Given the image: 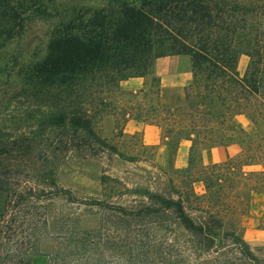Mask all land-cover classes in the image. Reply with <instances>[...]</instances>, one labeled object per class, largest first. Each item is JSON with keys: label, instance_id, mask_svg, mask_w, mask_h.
Wrapping results in <instances>:
<instances>
[{"label": "trees", "instance_id": "1", "mask_svg": "<svg viewBox=\"0 0 264 264\" xmlns=\"http://www.w3.org/2000/svg\"><path fill=\"white\" fill-rule=\"evenodd\" d=\"M44 12V0H0V51L21 34L24 16ZM171 55L188 56L192 71L175 107L160 102V82L150 71L153 60ZM240 55L248 57L242 76L236 71ZM148 75L149 91L127 93L124 121L157 127L173 153L182 142L190 144L186 167L159 169L169 191L148 193L152 203L137 215L169 214L195 251L256 260L244 225L251 195H264V0H105L57 25L25 80L31 91L58 98L61 112L53 124L73 134L71 146L96 158L117 151L94 130L86 109L73 104L78 91ZM241 114L251 130L236 121ZM230 144L239 146L234 156L201 162L203 149ZM5 222L0 210V229Z\"/></svg>", "mask_w": 264, "mask_h": 264}, {"label": "rangeland", "instance_id": "2", "mask_svg": "<svg viewBox=\"0 0 264 264\" xmlns=\"http://www.w3.org/2000/svg\"><path fill=\"white\" fill-rule=\"evenodd\" d=\"M44 2V14L24 16L21 34L0 51V210L6 221L0 229V261L264 264V205L259 200L244 225V239L254 261L195 251L187 234L167 213L137 215L141 206L152 203L148 193L169 191L159 169L184 168L188 158L187 146L176 159V152L163 140L157 146L146 145L140 132H124L130 119L124 121L120 109L131 99L127 93L140 89L125 90L120 81L115 87L89 84L78 91L80 98L73 104L86 109L94 130L117 154L96 152L97 157L92 158L71 146L72 141L76 143L73 134L53 124L60 115L61 102L53 94L31 91L25 78L31 65L45 56L57 25L87 8L103 7L105 0ZM177 56L181 57L180 69H191L188 56ZM153 63L150 71L158 78ZM143 79L141 89L149 91L151 76ZM260 95L264 98V82ZM182 98L183 91L160 87L162 104L175 107ZM239 119L247 125L245 130H251L245 115ZM259 127L264 129V119ZM195 189L201 192L200 185Z\"/></svg>", "mask_w": 264, "mask_h": 264}, {"label": "crops", "instance_id": "3", "mask_svg": "<svg viewBox=\"0 0 264 264\" xmlns=\"http://www.w3.org/2000/svg\"><path fill=\"white\" fill-rule=\"evenodd\" d=\"M246 55H240L237 60L236 71L240 76L245 72L248 60H246ZM181 57L179 56H164L154 60L153 70L156 76L160 80V87L164 90L174 89L183 91L184 88L192 80V71L189 67L179 68L178 63ZM185 62L187 59H183ZM187 63V62H186ZM145 81L143 78H130L128 80L121 81V88L128 91H136L143 87ZM241 115L236 116V121L243 128L246 129L247 125L239 119ZM124 132L134 133L140 132L143 144L157 146L160 144L161 136L160 131L157 127L153 125L144 124L142 122H137L135 120H127L124 124ZM164 145L168 146L164 141ZM186 142L188 145H185ZM189 142L184 141L180 144L176 151V159L181 158L182 148L189 147ZM238 145L230 144L228 146H211L205 148L201 152V159L203 164H213L224 160L227 156L231 157L237 154ZM259 200L261 205H264V195L260 193H253L250 197V214H253V208L256 201Z\"/></svg>", "mask_w": 264, "mask_h": 264}]
</instances>
